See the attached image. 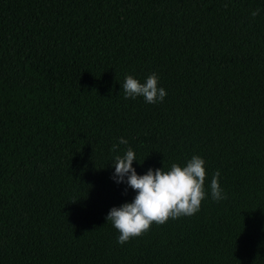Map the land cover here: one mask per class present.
I'll return each mask as SVG.
<instances>
[{"label":"trees","instance_id":"1","mask_svg":"<svg viewBox=\"0 0 264 264\" xmlns=\"http://www.w3.org/2000/svg\"><path fill=\"white\" fill-rule=\"evenodd\" d=\"M152 73L163 101L125 97ZM129 147L200 156L206 196L121 245ZM0 264H264V0H0Z\"/></svg>","mask_w":264,"mask_h":264},{"label":"clouds","instance_id":"2","mask_svg":"<svg viewBox=\"0 0 264 264\" xmlns=\"http://www.w3.org/2000/svg\"><path fill=\"white\" fill-rule=\"evenodd\" d=\"M227 7V3L225 4ZM260 9L251 12L255 18ZM158 76L150 74L144 83L131 75L125 77L123 90L126 98L142 96L145 102L154 104L163 101L167 92L158 87ZM128 141L121 137L118 144L112 146L114 152L119 145H126ZM136 154L131 147L127 148L123 156L114 157L113 179L117 183L125 181L136 193L131 202H125L119 207H112L106 216L118 231L117 243L125 244L134 237L146 233L152 224H164L170 218L191 216L200 210L201 202L205 199V161L200 156H193L185 166L173 163L168 170L162 167L155 170L149 168L145 174L138 175L133 168ZM220 173L217 170L210 182V194L213 200L226 198L219 183Z\"/></svg>","mask_w":264,"mask_h":264}]
</instances>
